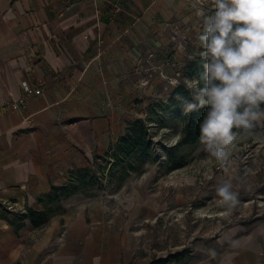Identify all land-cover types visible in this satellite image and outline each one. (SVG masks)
<instances>
[{
    "label": "crops",
    "instance_id": "0c3cea01",
    "mask_svg": "<svg viewBox=\"0 0 264 264\" xmlns=\"http://www.w3.org/2000/svg\"><path fill=\"white\" fill-rule=\"evenodd\" d=\"M162 3L0 0V210L4 199L41 207L40 194L98 164L124 134L127 50ZM25 85L42 90L24 103ZM77 196L39 227L26 219L16 230L0 215V264H122L105 208Z\"/></svg>",
    "mask_w": 264,
    "mask_h": 264
},
{
    "label": "rangeland",
    "instance_id": "374dc122",
    "mask_svg": "<svg viewBox=\"0 0 264 264\" xmlns=\"http://www.w3.org/2000/svg\"><path fill=\"white\" fill-rule=\"evenodd\" d=\"M155 9L153 16H147V21L152 19L148 34H140L135 45L131 40L127 50L130 120L149 121L152 155L124 181L119 182L117 173L111 182L105 181L104 189H94L93 196H77L78 202L82 207L97 202L105 208L122 244V264H147L179 251L192 253L193 264H264V121L257 124L254 135L238 132L223 164L201 141L177 145L181 123L165 112L162 101H169L177 87L172 88V80L194 79L182 67L198 49L203 25L198 11L212 14L214 6L211 0H166ZM174 147L177 156L185 157V165L170 169ZM225 180L238 193L232 207L223 206L216 192ZM8 202L15 210L25 205L13 199L1 204Z\"/></svg>",
    "mask_w": 264,
    "mask_h": 264
},
{
    "label": "clouds",
    "instance_id": "9594fccd",
    "mask_svg": "<svg viewBox=\"0 0 264 264\" xmlns=\"http://www.w3.org/2000/svg\"><path fill=\"white\" fill-rule=\"evenodd\" d=\"M211 3L212 14L198 11L203 24L198 36L203 49L199 55L205 61V73L200 79L185 81L198 103L185 100L182 110L190 114L208 106L199 122V139L223 164L237 142L236 130L254 135L257 124L264 121V0ZM170 83L175 88L180 81ZM216 192L225 207L238 202V193L229 180L220 184Z\"/></svg>",
    "mask_w": 264,
    "mask_h": 264
},
{
    "label": "trees",
    "instance_id": "16d2710c",
    "mask_svg": "<svg viewBox=\"0 0 264 264\" xmlns=\"http://www.w3.org/2000/svg\"><path fill=\"white\" fill-rule=\"evenodd\" d=\"M202 31L203 25L200 33ZM202 50L199 42L198 49L182 67L186 76L200 79L205 73L203 67L205 61L199 55ZM202 83L203 80H201ZM185 100L198 103L193 100L185 82H181L172 91L169 101H162L165 112L171 115L172 120L181 123L178 146H191L200 141L199 122L203 119L208 107H200L190 114H184L182 109ZM158 119L162 123L166 122L164 116H160ZM236 131L241 132L240 130ZM153 143L151 126L147 118L132 119L128 122L124 134L120 136L116 144L105 154L98 156L102 159L98 164L84 165L73 169L67 181L53 184L48 192L40 194L38 203L41 207H25L20 211H12L1 204L0 215H4L16 230L24 226L26 219H29L36 227L46 225L54 216L64 211L65 202L70 198L77 195L93 196L91 194L94 189H104L105 181L111 182L117 173L120 174L119 182H122L130 175L131 171L142 169L152 155ZM175 150L176 147L170 150L168 159L170 169H177L185 165V157L177 156ZM147 264H193V256L188 251H179L170 253L168 256L153 258Z\"/></svg>",
    "mask_w": 264,
    "mask_h": 264
},
{
    "label": "built area",
    "instance_id": "2783aa9c",
    "mask_svg": "<svg viewBox=\"0 0 264 264\" xmlns=\"http://www.w3.org/2000/svg\"><path fill=\"white\" fill-rule=\"evenodd\" d=\"M41 87H32L30 85H25L24 86V97L22 99V102L25 103V101L32 95L34 94H39L41 93ZM16 103H19V102H14L13 104H16ZM14 206V204L12 202H8L7 206H5L8 210H12V211H20V210H15V209H12ZM11 208V209H10ZM24 209V208H23ZM21 209V210H23Z\"/></svg>",
    "mask_w": 264,
    "mask_h": 264
}]
</instances>
